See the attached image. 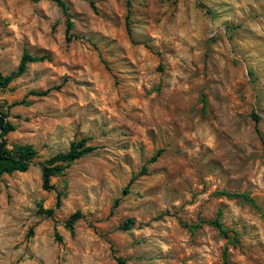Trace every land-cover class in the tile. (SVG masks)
I'll use <instances>...</instances> for the list:
<instances>
[{
    "label": "rangeland",
    "instance_id": "1",
    "mask_svg": "<svg viewBox=\"0 0 264 264\" xmlns=\"http://www.w3.org/2000/svg\"><path fill=\"white\" fill-rule=\"evenodd\" d=\"M63 2L70 35L53 1L0 0V73L48 56L0 90L7 147L37 150L0 178V264H264V0Z\"/></svg>",
    "mask_w": 264,
    "mask_h": 264
},
{
    "label": "trees",
    "instance_id": "2",
    "mask_svg": "<svg viewBox=\"0 0 264 264\" xmlns=\"http://www.w3.org/2000/svg\"><path fill=\"white\" fill-rule=\"evenodd\" d=\"M33 2H38L42 0H30ZM53 1L62 11L63 15L66 17V34H69L73 28V24L70 20V15L68 14V8L63 0H50ZM127 26V33L130 36L131 31ZM70 35V34H69ZM48 60V56H31L28 53H23L21 59L17 65V68L9 74L0 73V90L5 89L10 85L16 78L22 76L28 65L43 62ZM48 90L43 92H34L32 93L35 96H46ZM19 104H27L25 100L18 102ZM8 114L4 111L3 106L0 104V178L3 175H9L15 172L23 173L29 169L30 163L37 156V150L34 146L30 144H14L11 148L7 147L6 136L15 130V126L8 121ZM95 150V147L87 144L86 139H80L77 142L71 143L69 149L65 153H60L55 156H52L48 160H46L42 166V187L44 190L49 189L50 178L54 177L58 174L64 172V170L72 164L74 161L80 159L83 156H86L92 153ZM161 154V151H158L152 158L151 161H155L156 158ZM144 170V169H143ZM127 188L123 190V193H127ZM224 196H227L230 199H243L251 204H253V200L248 196L241 193H223ZM60 200V195L57 196V204L58 206ZM117 204V200L115 205ZM53 209H42L39 208L37 214L44 216L46 218H53ZM220 214H217V218L210 222V225L216 228L218 233L223 236H228V231L224 228V226L219 221ZM81 219V215L79 212H75L68 217V219L64 223V227L73 234L74 225L77 221ZM133 224L132 220H128L123 223V229L128 230ZM190 229L197 228L198 226H187ZM55 240L60 241L61 237L58 234H55ZM118 264H124V261L120 258L117 259Z\"/></svg>",
    "mask_w": 264,
    "mask_h": 264
}]
</instances>
